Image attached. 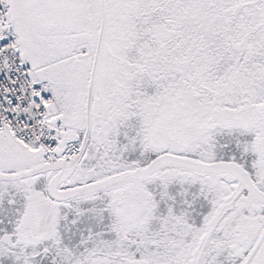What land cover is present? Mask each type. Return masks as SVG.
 Here are the masks:
<instances>
[{
    "label": "snow or ice",
    "instance_id": "6c2138e0",
    "mask_svg": "<svg viewBox=\"0 0 264 264\" xmlns=\"http://www.w3.org/2000/svg\"><path fill=\"white\" fill-rule=\"evenodd\" d=\"M0 264H264V0H0Z\"/></svg>",
    "mask_w": 264,
    "mask_h": 264
}]
</instances>
